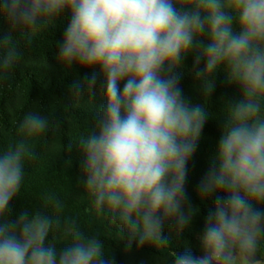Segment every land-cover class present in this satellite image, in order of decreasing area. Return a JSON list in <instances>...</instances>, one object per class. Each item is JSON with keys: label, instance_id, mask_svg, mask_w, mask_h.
I'll list each match as a JSON object with an SVG mask.
<instances>
[{"label": "clouds", "instance_id": "1", "mask_svg": "<svg viewBox=\"0 0 264 264\" xmlns=\"http://www.w3.org/2000/svg\"><path fill=\"white\" fill-rule=\"evenodd\" d=\"M64 13L58 62L99 69L73 82L71 99L92 100L97 86L104 98L75 142L83 157L78 182L92 208L119 226L125 252L133 244L169 250L165 226L182 233L199 213L186 189L188 164L210 115L180 84L192 55L188 74L204 96L220 71L239 96L224 103L215 152L197 185L202 200L213 198L197 235L201 254L170 251V264H264V0H0L10 23L0 37V75L20 61V42L31 45ZM51 127L48 116L29 112L18 139L0 150V264H116L98 234L48 211L63 209L55 193L43 208L11 207L24 163L36 156L33 141ZM60 230L62 242L50 239Z\"/></svg>", "mask_w": 264, "mask_h": 264}, {"label": "trees", "instance_id": "2", "mask_svg": "<svg viewBox=\"0 0 264 264\" xmlns=\"http://www.w3.org/2000/svg\"><path fill=\"white\" fill-rule=\"evenodd\" d=\"M68 20L69 14L64 13L53 26L37 33L31 45L20 42V61L12 71L0 75V150L18 139L19 125L29 112L48 116L52 125L47 133L33 141L36 156L24 163L25 180L19 196L12 201L13 211L18 212L23 207L43 208L46 195L55 193L63 202V209L56 213L49 205L48 211L62 218H75L83 231L98 234L114 250L116 264H170V251L181 252L185 248H191L195 255H200L197 235L202 230L204 217L213 207V198L202 200L197 185L215 152L222 118L226 114L224 103L238 98V87L229 84L225 73L220 71L216 76L215 91L210 97L204 96L188 74L193 56L189 55L185 59L186 67L180 82L184 95L190 97L192 103H204L210 115L198 148L188 164L186 189L191 204L199 208V213L194 216L190 228L182 233H178L170 223L165 226L169 250L154 249L148 245L137 248L133 244L131 251L125 252L123 241L118 240L119 226L109 223L103 214L92 208L90 197L78 182L83 179V157L75 142L91 128L104 98L97 86L92 100L88 96L81 100L71 99L73 82L83 81L86 75L93 71L99 72V69L75 64L65 68L58 62L57 42L63 39ZM9 31V21L0 15V37L8 35ZM12 35L20 39L19 30L12 31ZM50 239L62 242L65 239L63 230L53 231ZM260 258L264 260V248L261 249Z\"/></svg>", "mask_w": 264, "mask_h": 264}]
</instances>
